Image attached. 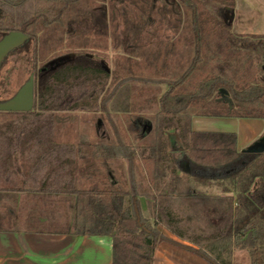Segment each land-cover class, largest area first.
Masks as SVG:
<instances>
[{
  "label": "trees",
  "instance_id": "1",
  "mask_svg": "<svg viewBox=\"0 0 264 264\" xmlns=\"http://www.w3.org/2000/svg\"><path fill=\"white\" fill-rule=\"evenodd\" d=\"M235 4L0 0V35H28L9 55L25 53L34 76L33 108L0 111V231L111 236L113 264H153L157 244L167 239L158 229L162 224L195 247L173 242L214 264H233L237 249L249 252L250 264H264V152L239 151L235 133L191 128L193 116L264 118V34L234 31ZM120 14L136 39L148 34L139 44L126 33L124 47L145 56L142 65L149 70L168 71L179 45L189 44L190 57L174 77L122 78L123 58L112 72L98 57L93 50L103 48ZM158 20L174 37L153 29ZM65 47L70 52L64 54ZM128 63L133 71L138 66L132 57ZM139 81L151 87L132 96L131 84ZM161 84L167 85L163 93L152 87ZM100 98L113 137L63 142L69 113L96 109ZM111 102L130 113L126 124L135 147L124 139ZM172 135L178 140L173 148ZM138 155L146 168L140 179ZM119 158L128 164L129 189L120 184ZM141 197L150 217L142 213Z\"/></svg>",
  "mask_w": 264,
  "mask_h": 264
},
{
  "label": "rangeland",
  "instance_id": "2",
  "mask_svg": "<svg viewBox=\"0 0 264 264\" xmlns=\"http://www.w3.org/2000/svg\"><path fill=\"white\" fill-rule=\"evenodd\" d=\"M127 2H130V0H126ZM235 9L233 11L232 15V25L235 32L243 33V34H264V0H235ZM133 5H130L127 7V15L130 17L131 21L135 20V16L137 15V11L133 9ZM168 18L171 20H175L174 15H168ZM119 24L116 27H114L111 23L110 25V31L111 34L109 35L107 41L101 42L103 45V48L95 49L93 51H96L98 57L100 59L106 60L108 66L110 67V70L113 72L116 70V60L118 59H124L125 60V68L121 73L122 78L129 77V76H135V77H145V78H172L174 77V73L177 70H180L187 62V60L190 57L191 49L189 44H186L183 42L178 47V52L173 57V62L171 64V68L168 71L156 73L152 70H149L146 68L142 63L144 62L145 56L142 54H131L125 47L126 45V33L129 34L131 37L132 42L136 43H144L148 39V34L146 32H143L140 39H136L135 32L128 29V25L125 24V15L120 14L118 17ZM160 24L157 23V26H153V29L157 31L158 34L161 35V37L169 38L174 37L175 32L170 29V25L166 24L164 21L158 20ZM75 28L78 30L87 29L88 35L91 34L89 31L90 29L86 25H75ZM117 32L118 40H115V37L112 33ZM3 31H1L2 34ZM7 32V31H4ZM3 37L0 35V40ZM120 39V41H119ZM68 48L65 47L63 49V53L66 54L67 52H70L67 50ZM143 50L145 51V46L143 47ZM7 59L5 63L0 66V100H5L8 98H11L14 96L19 89L28 81L30 76L29 71V57L23 53V52H12L10 55H7ZM129 57L137 59V68L133 71L131 69L130 64L128 63ZM262 77H264L263 74H261ZM115 76L111 77V80ZM111 82V81H110ZM132 90L134 91L132 96L136 95V89L140 87H151L150 85L143 84V82H133L131 84ZM152 87H160L161 93H163L165 90H167V85L161 84L160 86H152ZM101 98L97 101V108L90 110V111H75L72 113H69V116L67 117V122L61 129L62 138L61 140L63 142H69V143H78L79 141L87 140H96L102 136V134H105L107 137L112 138L113 137V127L110 123V121L105 120L106 116L101 110ZM126 105V102H119L120 107H123ZM110 110L112 111V116L114 117V120L117 122L118 126L120 127L122 131V135L124 136V139L126 142L132 146L135 147L137 145V141L133 139L132 133L130 132V129L128 125L126 124V118H127V112L124 111H117L118 107H116L113 102L109 104ZM132 112V111H131ZM130 114V113H128ZM203 117V116H201ZM101 118H104V121L102 120L101 124L98 125L99 120ZM175 136V135H174ZM119 170L121 171V174L119 172L120 177V184L124 189H129V184L127 181V167L128 164L124 158H119ZM135 173H137L138 178H142L146 175V168L143 164V160L141 156H136V170ZM143 198V197H141ZM142 213H152L150 211L149 205L146 207L147 209H144L142 207V201L140 200ZM148 204V203H147ZM149 217V215H146ZM152 221V220H151ZM248 254V252H247ZM249 255V254H248ZM244 256H241L238 258V262L240 264H244Z\"/></svg>",
  "mask_w": 264,
  "mask_h": 264
},
{
  "label": "crops",
  "instance_id": "3",
  "mask_svg": "<svg viewBox=\"0 0 264 264\" xmlns=\"http://www.w3.org/2000/svg\"><path fill=\"white\" fill-rule=\"evenodd\" d=\"M191 128L194 131L235 133L237 149L242 151L264 137V118L193 116ZM214 193L222 195L218 190ZM141 201L142 207L147 209V199L143 197ZM144 215L150 217L151 214ZM158 229L167 239L157 244L153 264H214L183 246L194 245L173 234L166 226L160 224ZM247 252L234 250L233 264H240L238 258L241 256H244V264H250ZM0 264H113V238L24 229L0 231Z\"/></svg>",
  "mask_w": 264,
  "mask_h": 264
},
{
  "label": "water",
  "instance_id": "4",
  "mask_svg": "<svg viewBox=\"0 0 264 264\" xmlns=\"http://www.w3.org/2000/svg\"><path fill=\"white\" fill-rule=\"evenodd\" d=\"M28 38V35L21 31H11L3 36L0 40V66L4 58L9 55L11 51L23 43ZM226 93V91H223ZM34 105V76L31 75L28 81L19 89V91L11 98L0 100V111H29ZM102 120H99L100 125ZM178 142L177 138L172 135L170 137L171 148L175 147ZM243 151L263 153L264 152V137L255 143L251 144Z\"/></svg>",
  "mask_w": 264,
  "mask_h": 264
}]
</instances>
